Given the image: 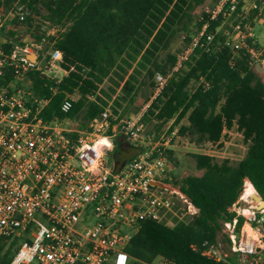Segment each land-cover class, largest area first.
<instances>
[{
  "label": "built area",
  "instance_id": "2783aa9c",
  "mask_svg": "<svg viewBox=\"0 0 264 264\" xmlns=\"http://www.w3.org/2000/svg\"><path fill=\"white\" fill-rule=\"evenodd\" d=\"M219 16L215 33H222L232 59L244 51L254 65L259 62L264 68V46L257 43L252 25L264 16V0H217L174 69L195 49L209 50L214 34L207 29ZM33 46L35 64L25 58L27 47L20 57L15 50L7 56L0 48V264L13 242L8 264H118L121 254L129 264L124 248L143 221L172 227L196 213L171 177L167 152L174 132L145 133L142 116L115 122L106 108L84 128L71 126L66 117L46 121L41 114L57 88L51 86L48 96H38L17 82L33 69L57 83L68 72L61 69L62 55L53 45H46L47 53L46 46ZM8 66L14 68L10 81ZM165 81L155 72L156 92ZM74 102L65 95L60 113L68 114ZM117 139L140 152L128 160L114 159ZM247 184L228 209L232 218L223 223L224 242L207 244L203 252L215 261L234 256L233 264H264V208L244 196ZM157 260L166 264L161 258L153 263Z\"/></svg>",
  "mask_w": 264,
  "mask_h": 264
},
{
  "label": "trees",
  "instance_id": "16d2710c",
  "mask_svg": "<svg viewBox=\"0 0 264 264\" xmlns=\"http://www.w3.org/2000/svg\"><path fill=\"white\" fill-rule=\"evenodd\" d=\"M203 1L0 0L4 11L16 3L26 12V20H20L25 27L34 16L41 15L48 27L61 30L53 46L62 55L60 67L68 72L67 76L57 83L42 76V70L25 71L24 80L30 83L23 85L30 86L36 95L48 96L51 86L57 88L41 114L46 121L66 117L84 128L103 109L104 102L96 92L98 84L111 72H122V100L132 91L136 74L147 72L154 80L155 72H159L166 81L150 100L144 121L154 120L157 128L171 121L172 131L186 120L178 133L198 147L220 143L223 131L235 128L247 145L245 156L238 162L193 154L195 169L201 175H188L174 184L189 198L196 213L172 227L143 221L124 248L129 264H152L157 258L166 264H233L234 256L222 262L203 252L207 244L224 242L223 223L231 220L228 209L238 199L246 180L264 200V82L248 54L240 51L232 59L222 33H215L219 16L207 29V33L214 34L208 51L195 49L177 69V54L167 52L165 59L159 56L169 50L180 32H185L182 42L188 43L193 35L187 34L191 32V13ZM208 15L209 12L201 14L197 30ZM37 29L33 36L40 41ZM14 35L13 30H8L0 38V48L7 56L15 49L11 41ZM24 45L18 42L19 47ZM6 72L7 80H12L14 68L8 66ZM74 93L78 99L63 115L60 102L65 95ZM132 149L117 139L113 152L124 161L134 157ZM242 220L240 217L238 223ZM15 244L1 256V264L9 263Z\"/></svg>",
  "mask_w": 264,
  "mask_h": 264
},
{
  "label": "rangeland",
  "instance_id": "374dc122",
  "mask_svg": "<svg viewBox=\"0 0 264 264\" xmlns=\"http://www.w3.org/2000/svg\"><path fill=\"white\" fill-rule=\"evenodd\" d=\"M217 0H204L201 5L196 7L191 13V19L188 22V30L191 31L187 34H195L199 30H197V23L201 17L203 12H209V15L214 10ZM18 4H12L11 7L4 11L0 8V38L6 35L8 30H13L15 35L11 39V41L15 44V51L17 57L23 56L21 49L27 47L28 52L25 56L26 60L33 61L34 58H30V54L34 53L33 44H40L43 46L53 45L54 39L61 33L59 28H50L48 24L44 23L41 20V15H36L30 21L29 26H23L22 21L18 18L16 14H22L24 16V20H26V12L22 9ZM11 12L14 14L12 18L8 13ZM12 18V19H11ZM15 21L16 24H13ZM24 22V21H23ZM254 33L256 36L264 35V32H259L261 29L258 27L264 26V16L257 20L256 23L253 24ZM38 28V29H37ZM41 36V40L37 41L33 36L34 33H37ZM264 29V28H263ZM195 31V32H194ZM194 32V33H192ZM185 34V32H180L170 48L166 52L160 53V59H165L166 53H175L180 55L184 50L185 43L182 42L181 36ZM16 39H18L16 41ZM33 39L32 43H29V40ZM21 41L25 45L21 47L18 46V42ZM17 45V46H16ZM171 72H169L170 74ZM118 74V75H116ZM111 72L110 75L105 78L102 83L98 84V90L96 92V96L99 97L103 102V107L109 110L110 114L113 118H117L115 122L122 118H130L136 116H142L147 109L150 100L156 95L157 85L153 79L149 78L147 72H142L140 75H135V80L132 81V91L125 98V100L120 99L121 94V86L122 82L119 80V75H122V72L117 73ZM261 76L262 81L264 82V73L258 74ZM30 82L22 80L17 82V84H26L29 85ZM119 84V85H118ZM70 97L76 101L78 99V95L76 93L70 94ZM95 99V97H94ZM131 99H133L131 101ZM144 125L145 133H155L165 135L171 134L174 132V135L170 142V162L172 166L171 177L173 181H178L181 178L188 175H201V171L195 169V161L192 157L193 154H206L215 158L216 160L228 159L231 162L240 161L246 154L247 145L244 144L242 140V136L235 128L231 130L223 131L222 137L220 139V143L214 145H207L206 147H198L194 143H192L186 136H182L178 133L179 127L183 124H186V120H182L172 131L171 129V121L162 127L157 128V123L152 121H144L142 119ZM71 126L79 127L78 121H71ZM118 138V137H117ZM140 152V149H132V153L137 155ZM134 155V156H135ZM106 161L108 165L111 164L112 158L110 156L106 157ZM258 202V201H255ZM259 203V202H258ZM258 208H264V204L258 205ZM161 261L157 260L153 264H160Z\"/></svg>",
  "mask_w": 264,
  "mask_h": 264
},
{
  "label": "water",
  "instance_id": "95a60500",
  "mask_svg": "<svg viewBox=\"0 0 264 264\" xmlns=\"http://www.w3.org/2000/svg\"><path fill=\"white\" fill-rule=\"evenodd\" d=\"M0 12H1V10H0ZM33 42V39H30L29 40V43H32ZM46 48H47V46H46ZM30 58H34V60L31 62V61H29L30 63H33V64H35L36 63V61H37V58H38V56H37V54L36 53H32V54H30ZM45 64H46V60L45 59H42L40 62H39V66L40 67H44L45 66ZM254 69H255V71L258 73V74H260V73H264V68H263V66L261 65V63H259V62H256L255 63V65H254ZM115 151L113 152V158L115 159ZM115 165H116V163H117V161L115 160ZM256 197L259 199V203L260 204H264V200L256 193Z\"/></svg>",
  "mask_w": 264,
  "mask_h": 264
},
{
  "label": "bare ground",
  "instance_id": "6f19581e",
  "mask_svg": "<svg viewBox=\"0 0 264 264\" xmlns=\"http://www.w3.org/2000/svg\"><path fill=\"white\" fill-rule=\"evenodd\" d=\"M244 196H251L254 201H259V199L256 197V191L254 190L251 184H247L245 186Z\"/></svg>",
  "mask_w": 264,
  "mask_h": 264
},
{
  "label": "crops",
  "instance_id": "0c3cea01",
  "mask_svg": "<svg viewBox=\"0 0 264 264\" xmlns=\"http://www.w3.org/2000/svg\"><path fill=\"white\" fill-rule=\"evenodd\" d=\"M259 29H261L259 32H261L262 31V33L264 32V26H260V27H258ZM257 35V34H256ZM257 37V43L260 45V46H264V35H260V37L259 36H256Z\"/></svg>",
  "mask_w": 264,
  "mask_h": 264
},
{
  "label": "clouds",
  "instance_id": "9594fccd",
  "mask_svg": "<svg viewBox=\"0 0 264 264\" xmlns=\"http://www.w3.org/2000/svg\"><path fill=\"white\" fill-rule=\"evenodd\" d=\"M126 260V257L123 255V254H121L120 255V257H119V262H118V264H124V261Z\"/></svg>",
  "mask_w": 264,
  "mask_h": 264
},
{
  "label": "flooded vegetation",
  "instance_id": "af4514ba",
  "mask_svg": "<svg viewBox=\"0 0 264 264\" xmlns=\"http://www.w3.org/2000/svg\"><path fill=\"white\" fill-rule=\"evenodd\" d=\"M48 49H49L48 47L47 48L45 47L44 48V53H47L48 52Z\"/></svg>",
  "mask_w": 264,
  "mask_h": 264
}]
</instances>
